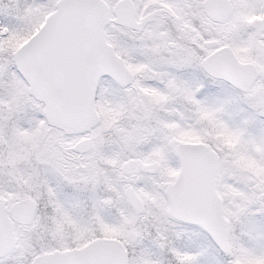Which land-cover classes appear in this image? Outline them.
Segmentation results:
<instances>
[{
    "label": "snow or ice",
    "instance_id": "1",
    "mask_svg": "<svg viewBox=\"0 0 264 264\" xmlns=\"http://www.w3.org/2000/svg\"><path fill=\"white\" fill-rule=\"evenodd\" d=\"M0 264H264V0H0Z\"/></svg>",
    "mask_w": 264,
    "mask_h": 264
}]
</instances>
